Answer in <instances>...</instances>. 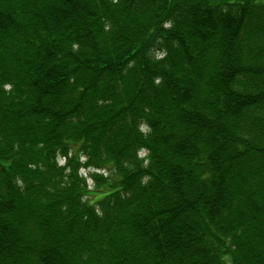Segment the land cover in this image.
<instances>
[{"label": "trees", "instance_id": "16d2710c", "mask_svg": "<svg viewBox=\"0 0 264 264\" xmlns=\"http://www.w3.org/2000/svg\"><path fill=\"white\" fill-rule=\"evenodd\" d=\"M0 264H264V0H0Z\"/></svg>", "mask_w": 264, "mask_h": 264}, {"label": "rangeland", "instance_id": "374dc122", "mask_svg": "<svg viewBox=\"0 0 264 264\" xmlns=\"http://www.w3.org/2000/svg\"><path fill=\"white\" fill-rule=\"evenodd\" d=\"M209 2H211V3H213V2H215V0H208ZM90 182H91V180H89Z\"/></svg>", "mask_w": 264, "mask_h": 264}]
</instances>
